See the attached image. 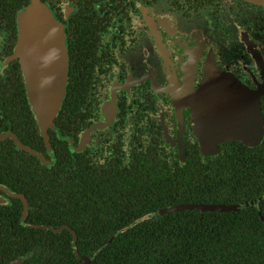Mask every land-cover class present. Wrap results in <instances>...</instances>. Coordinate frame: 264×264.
Instances as JSON below:
<instances>
[{
  "label": "flooded vegetation",
  "instance_id": "obj_1",
  "mask_svg": "<svg viewBox=\"0 0 264 264\" xmlns=\"http://www.w3.org/2000/svg\"><path fill=\"white\" fill-rule=\"evenodd\" d=\"M21 1L10 23L6 10L13 0H0L1 223L6 217H20L22 223L26 217H48L50 190L85 185L88 178L93 179V190L103 189L102 195L110 199L109 189L120 200L140 202L136 192L146 197L152 186L170 200L180 199L185 193L183 182L148 181L149 174L181 173L183 177L187 172L192 187L199 186L195 182L199 171L217 175L227 170L228 148L230 152L240 149V155L245 148L262 149L263 3L40 0L60 25L65 58L59 107L42 135L25 74L32 78L36 107L48 111L50 97L41 76L49 77L58 60L50 46L47 60L42 61L44 55L33 54L32 39L19 44L16 14L30 0L17 2ZM209 69L235 78L241 86L203 87ZM215 89L224 93L218 92L223 96L216 100L210 97L214 101L201 95ZM246 92L258 106L249 115L262 118L263 133L257 144L232 139L247 132L243 128ZM228 129L233 131L225 139ZM203 140L211 142L209 147ZM198 161L204 166L199 167ZM61 162L68 165L63 167ZM72 200H67L71 206ZM1 260L22 263L21 257Z\"/></svg>",
  "mask_w": 264,
  "mask_h": 264
},
{
  "label": "trees",
  "instance_id": "obj_2",
  "mask_svg": "<svg viewBox=\"0 0 264 264\" xmlns=\"http://www.w3.org/2000/svg\"><path fill=\"white\" fill-rule=\"evenodd\" d=\"M17 1L6 10L10 23L22 4ZM262 143V149L245 148L243 155L238 154L240 149L228 148L227 170L217 175L199 171L195 179L199 186L192 187L187 172L183 177L149 174L148 181L183 182L185 193L180 199L170 200L159 189L155 192L157 186L146 197L136 192L140 202L120 200L111 189L107 190L110 199L102 195L103 189L93 190L91 178L69 190L66 186L50 190L48 217H26L24 223L20 217H6L0 222V233L5 234L0 237V264L2 258L16 257H21V264H83L84 259L87 264H264V138ZM196 164L204 166L200 161ZM140 179L137 174L136 180ZM70 197L72 206L67 203ZM183 201L247 205L236 211L188 208L155 213ZM73 235L78 256L73 252Z\"/></svg>",
  "mask_w": 264,
  "mask_h": 264
},
{
  "label": "water",
  "instance_id": "obj_3",
  "mask_svg": "<svg viewBox=\"0 0 264 264\" xmlns=\"http://www.w3.org/2000/svg\"><path fill=\"white\" fill-rule=\"evenodd\" d=\"M255 1L264 4V0H255ZM16 21L18 22L17 23L18 39L21 40L20 45L29 44L27 43V39H32L30 45L31 47H34L33 54L35 55L36 53H39V54L44 55L45 58H43L42 61L47 60V53L49 52L48 50L49 46L52 49L51 50L52 54L56 55L57 50L62 45L61 40H63V35H62L60 25L59 27H57L58 23H56V21L51 16V14L47 12L46 5H44L40 0H30L29 4L26 7H24L23 9L17 12ZM53 47L55 49H53ZM33 54L31 53L30 56L34 57ZM28 59L30 58L28 57ZM32 61H34V59H32ZM60 63L61 62L59 61L57 68L51 73L49 77H47V75H43V77L41 76V79L43 78L44 80V82L42 81L43 85L46 88L48 95L50 97V101L47 102L48 111L44 110L45 107H39V109H38V106L36 107V112L38 113V122L40 126V132L42 135H45L46 126L50 124L53 117L55 116L58 110V107H59L60 100H61V88H62L63 83H62L61 75L59 73V70L61 68ZM25 78L27 80L28 88L29 87L31 88L32 82L30 80L32 78L27 73L25 74ZM204 86L205 87L216 86L217 88H222L226 86H233V87L236 86V89H237L241 85L238 83L237 80H235V78H232L229 75H225L216 69H209L208 72L206 73L205 78H203V87ZM218 92L224 93V90L222 89L221 91H219L218 89H215L212 91H206L205 94H201V95L202 96L206 95L207 97H209V99L210 97L214 96L216 100V97L223 96L222 93L217 94ZM30 93L32 97V91ZM244 97H246L245 100L247 101V104L245 107L246 109L244 108V110L247 111V115L245 116L247 120L245 121L243 128L247 129V132L241 131L238 133L239 135L236 138H232V139L238 138L247 144H257L261 140L262 133H263L262 118L261 116H257L256 118L252 114L249 115V113L255 112V109L258 108V106L254 105L253 103V100H252L253 95L249 92H246ZM222 100H225V99H222ZM210 101H214V99L212 98L210 99ZM253 129H255L254 132H253ZM231 131L229 129L227 130V132L224 131L223 136L225 137V139L230 137L229 134L232 133ZM254 133H256L255 137H253ZM203 143L207 145L205 147H209V145L211 144V142H209L208 140H203ZM20 146L22 145L20 144ZM202 153L204 155L207 154L204 149L202 150ZM246 205H247L246 202L213 203V204L212 203L178 204L176 206L165 208L163 209V211L180 210V209H188V208L198 209V210L236 211V210L244 208ZM256 208H257L258 214H260L259 206L256 205ZM135 222L128 224V226L135 224ZM33 226L40 227V225L38 224H34ZM44 227L46 228V226ZM125 228L126 227H124L123 229ZM74 239H75V236L73 235L72 246H73L74 252L76 253ZM83 264H87V259H84Z\"/></svg>",
  "mask_w": 264,
  "mask_h": 264
},
{
  "label": "rangeland",
  "instance_id": "obj_4",
  "mask_svg": "<svg viewBox=\"0 0 264 264\" xmlns=\"http://www.w3.org/2000/svg\"><path fill=\"white\" fill-rule=\"evenodd\" d=\"M18 23V22H17ZM19 26H20V24H19ZM63 35V34H62ZM19 40V44L21 43V40L20 39H18ZM63 40H64V36H63ZM63 40H61L62 41V45L60 46V48L57 50V52H56V57H57V60H58V63H59V61L61 62L60 63V65H61V68H60V70H59V73H60V75H61V79H62V81L64 80V78H63V71H64V62H63V60H65V58H64V52H63V45H64V42H63ZM60 41V42H61ZM22 46V45H21ZM58 73V74H59ZM61 85V84H60ZM62 86H63V84H62ZM62 89V88H61ZM32 91V97H31V92ZM27 94H28V98H29V102H30V105H31V108H32V110H33V112H34V114H35V112H36V99H35V95H34V91H33V88L31 87H29L28 89H27Z\"/></svg>",
  "mask_w": 264,
  "mask_h": 264
}]
</instances>
